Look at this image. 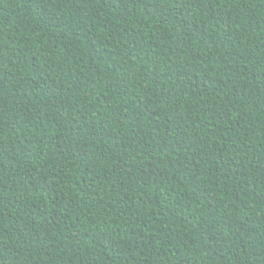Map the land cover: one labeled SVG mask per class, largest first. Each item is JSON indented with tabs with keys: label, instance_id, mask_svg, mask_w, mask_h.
Returning a JSON list of instances; mask_svg holds the SVG:
<instances>
[{
	"label": "trees",
	"instance_id": "1",
	"mask_svg": "<svg viewBox=\"0 0 264 264\" xmlns=\"http://www.w3.org/2000/svg\"><path fill=\"white\" fill-rule=\"evenodd\" d=\"M0 264H264V0H0Z\"/></svg>",
	"mask_w": 264,
	"mask_h": 264
},
{
	"label": "snow or ice",
	"instance_id": "2",
	"mask_svg": "<svg viewBox=\"0 0 264 264\" xmlns=\"http://www.w3.org/2000/svg\"><path fill=\"white\" fill-rule=\"evenodd\" d=\"M0 257H3V251L0 250Z\"/></svg>",
	"mask_w": 264,
	"mask_h": 264
}]
</instances>
